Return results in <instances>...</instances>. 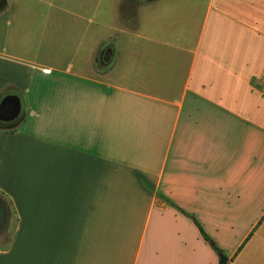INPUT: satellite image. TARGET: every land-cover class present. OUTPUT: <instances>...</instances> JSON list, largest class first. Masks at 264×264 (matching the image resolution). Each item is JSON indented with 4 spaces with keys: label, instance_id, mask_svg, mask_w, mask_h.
<instances>
[{
    "label": "crops",
    "instance_id": "1",
    "mask_svg": "<svg viewBox=\"0 0 264 264\" xmlns=\"http://www.w3.org/2000/svg\"><path fill=\"white\" fill-rule=\"evenodd\" d=\"M133 1L0 0V264H264V0Z\"/></svg>",
    "mask_w": 264,
    "mask_h": 264
},
{
    "label": "water",
    "instance_id": "2",
    "mask_svg": "<svg viewBox=\"0 0 264 264\" xmlns=\"http://www.w3.org/2000/svg\"><path fill=\"white\" fill-rule=\"evenodd\" d=\"M99 61L103 64L108 61V58L102 53L100 54ZM21 103L20 99L15 94H7L0 101V112L11 115L7 120L14 119L20 114ZM8 216V208L4 199L0 196V230L4 227ZM212 245V243H210ZM219 264H226L227 258L224 254H219Z\"/></svg>",
    "mask_w": 264,
    "mask_h": 264
},
{
    "label": "rangeland",
    "instance_id": "3",
    "mask_svg": "<svg viewBox=\"0 0 264 264\" xmlns=\"http://www.w3.org/2000/svg\"><path fill=\"white\" fill-rule=\"evenodd\" d=\"M128 1L130 4H132L134 2L133 0H128ZM4 196H5V194H4ZM5 202L8 204V207H9V212H8L9 216H8V219H7L4 227L0 230V247L5 246V244L8 242L10 233H11L12 228H13L14 223H15V215H14L11 203L6 198H5Z\"/></svg>",
    "mask_w": 264,
    "mask_h": 264
},
{
    "label": "trees",
    "instance_id": "4",
    "mask_svg": "<svg viewBox=\"0 0 264 264\" xmlns=\"http://www.w3.org/2000/svg\"><path fill=\"white\" fill-rule=\"evenodd\" d=\"M128 6H129V4L124 3V7H128ZM0 196H1V197L4 199V201H5L6 196H4L3 192H1V191H0ZM4 197H5V198H4ZM6 199H7V198H6ZM170 204H171L172 206L176 207L177 209H179L180 211L184 212L182 209H180V208H179L178 206H176L175 204H173V203H170ZM6 205H7L8 212H9L8 204L6 203ZM187 215H188V214H187ZM8 216H9V214H8ZM8 216H7V219H8ZM188 216H190L191 219L193 220V222H194V224L196 225V227L198 228V230H199V232H200L202 238H203L206 242H208V243H212L211 247H212V249L216 252L217 255L221 254V253H222L221 249H220V248L214 243V241H213V240H212V239L206 234V232L204 231L203 227H202L201 224L198 222V220H197L194 216H192V215H188ZM226 264H229V263L227 262Z\"/></svg>",
    "mask_w": 264,
    "mask_h": 264
},
{
    "label": "flooded vegetation",
    "instance_id": "5",
    "mask_svg": "<svg viewBox=\"0 0 264 264\" xmlns=\"http://www.w3.org/2000/svg\"><path fill=\"white\" fill-rule=\"evenodd\" d=\"M9 117H11V115H8V114H5V113L0 112V122L8 121L7 119Z\"/></svg>",
    "mask_w": 264,
    "mask_h": 264
}]
</instances>
